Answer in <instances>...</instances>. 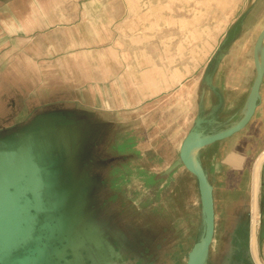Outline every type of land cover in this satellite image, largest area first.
Here are the masks:
<instances>
[{"label": "rangeland", "instance_id": "rangeland-1", "mask_svg": "<svg viewBox=\"0 0 264 264\" xmlns=\"http://www.w3.org/2000/svg\"><path fill=\"white\" fill-rule=\"evenodd\" d=\"M248 2L60 0L56 8L51 6L65 12L67 28H81V42L76 39L67 48H108L114 55L107 56L110 69L99 65L98 71H90V60L76 54L74 66L80 71L67 70L65 76L51 71L49 86L22 88L17 103L0 104V138L19 133L0 148L26 142L31 157L49 166V200L60 210L46 217V229L37 232L42 239L10 255L7 264L55 238L74 252L76 264H186L188 252L203 235V217L196 179L180 163L179 149L200 117L201 92L206 93L205 103L217 101L205 85L203 69L211 58L207 76L212 81L224 34L232 26L235 32L242 29L241 20L234 21ZM258 11L244 19L246 28L264 17ZM77 18L82 23L73 22ZM94 30L96 39L91 40ZM155 65L162 68L168 91L147 99L140 111L125 108L137 90L125 86L133 73L128 68L145 70L140 71L147 79L139 90L149 98ZM182 78L181 86L169 87ZM11 97L0 88V101ZM9 117L17 118L12 125ZM209 117L203 119L213 122ZM211 122L204 124L206 134L219 129ZM25 126L33 131L23 134ZM221 219L218 215L214 254L228 233Z\"/></svg>", "mask_w": 264, "mask_h": 264}, {"label": "crops", "instance_id": "crops-1", "mask_svg": "<svg viewBox=\"0 0 264 264\" xmlns=\"http://www.w3.org/2000/svg\"><path fill=\"white\" fill-rule=\"evenodd\" d=\"M59 2L60 0H0V88L8 90L14 99L11 97L0 101V104L12 101L17 103V96L23 93L22 88L26 90L35 86H49L51 71L56 72L58 76H65L67 70L80 71L81 68L74 66L77 60L73 57L76 54L90 60V71H98L99 65H104L103 69H110L107 66V56L113 57V50L106 48L103 51H96L90 46L89 50L85 51L67 48L76 44V39L81 42V28L65 26L67 21L65 12L60 14L58 10L51 9L52 5L56 8ZM259 8L260 13L264 12V0H249L242 11H237L234 23L241 20L242 29L235 32L232 26V30L224 34L228 44L219 54L218 52L215 54L218 56L215 58L212 81L207 76L211 58L204 66L203 72L206 74L202 73L203 80L208 88L211 87L217 101L212 104L210 103L212 100L208 99V104L205 103L206 93L203 90L197 115L202 118L211 115L209 118L213 119V122L210 124L219 127L209 134L235 125L241 120L248 106L249 95L256 78L254 45L264 29V17L261 16L253 23L254 25L247 28L243 21L247 17H252L256 11L258 13ZM73 22L82 23L78 18ZM89 39H96L95 30L93 35L89 33ZM110 64L113 65L111 62ZM128 71L133 73L130 78L128 74L129 79L125 86L137 87V90L132 91L134 94L126 101L125 108H138L140 111L145 109V106L141 108L140 106L145 104L147 99L156 98L168 91V81L162 79L161 67L155 65L153 68L154 94L149 98L144 95L145 91L139 90L142 81L147 79V73L140 72L145 70L138 68L139 73H135L136 69L128 68ZM173 71L178 75V67ZM184 81L185 78H182L175 85L171 82L169 87L177 88ZM189 86L190 83L182 88ZM206 111L210 112L206 114ZM9 119L12 125L17 118ZM210 124L208 126H211ZM27 126L24 127L23 134H30L33 131L32 126ZM42 127L44 126L41 123L40 128ZM18 134L17 130L11 131L10 136L1 137L0 140L12 141L19 136ZM198 158L213 188L215 228L218 215H222L224 230L228 231L221 237L220 250L216 254L211 244L206 264H264V74L259 101L248 124L231 137L200 150ZM55 239L53 243L51 241L39 243L42 247L40 245L37 247L42 248L40 250L42 255L36 264L78 263V257H75L74 252L69 253L63 245L59 246V239ZM241 248L244 250L246 248V252ZM31 254L28 255L31 257ZM70 255H73L71 259L67 257Z\"/></svg>", "mask_w": 264, "mask_h": 264}, {"label": "water", "instance_id": "water-1", "mask_svg": "<svg viewBox=\"0 0 264 264\" xmlns=\"http://www.w3.org/2000/svg\"><path fill=\"white\" fill-rule=\"evenodd\" d=\"M226 41L227 39L222 41L217 51H221ZM253 56L256 78L241 120L223 131L206 134L204 124L211 121L199 117L179 149L180 163L196 179L203 217V235L188 252L186 264H206L215 229L213 188L198 159V153L203 148L238 133L252 118L259 101L264 74V29L255 42ZM3 144L1 141L0 147ZM30 150L25 141H18V145L14 147L0 148V264L4 260L7 264L10 255L23 250L33 241L42 239L38 238L37 232L46 229L48 214H60L59 207L49 200L52 193L51 183L46 178L49 166H40L28 153ZM41 249L36 247L33 251H27L24 256L16 258L14 264H36L42 255ZM30 253L31 257L28 255Z\"/></svg>", "mask_w": 264, "mask_h": 264}, {"label": "bare ground", "instance_id": "bare-ground-1", "mask_svg": "<svg viewBox=\"0 0 264 264\" xmlns=\"http://www.w3.org/2000/svg\"><path fill=\"white\" fill-rule=\"evenodd\" d=\"M257 166H258V164H257ZM257 166H256V169H257ZM254 234V233H253Z\"/></svg>", "mask_w": 264, "mask_h": 264}]
</instances>
